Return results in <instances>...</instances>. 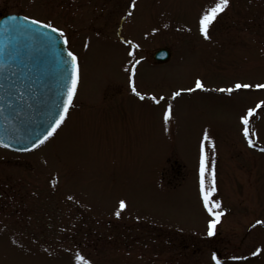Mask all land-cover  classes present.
<instances>
[{
	"label": "rangeland",
	"instance_id": "rangeland-1",
	"mask_svg": "<svg viewBox=\"0 0 264 264\" xmlns=\"http://www.w3.org/2000/svg\"><path fill=\"white\" fill-rule=\"evenodd\" d=\"M216 2L0 0V17L62 29L79 65L57 132L28 153L0 148V264H77L76 253L89 264H216L213 254L220 264H264V223H255L264 221V89L214 91L264 83V0H230L206 40L197 21ZM158 50L169 53L163 64ZM136 60L134 86L165 96L161 105L131 93ZM196 78L209 91L171 97ZM258 103L249 147L240 116ZM205 129L224 213L211 237L198 186Z\"/></svg>",
	"mask_w": 264,
	"mask_h": 264
},
{
	"label": "water",
	"instance_id": "water-1",
	"mask_svg": "<svg viewBox=\"0 0 264 264\" xmlns=\"http://www.w3.org/2000/svg\"><path fill=\"white\" fill-rule=\"evenodd\" d=\"M15 17V19H13ZM56 33L22 16L0 18V147L28 153L42 137L66 91L68 59ZM154 58L168 59L159 51ZM40 146V145H39ZM38 146V147H39Z\"/></svg>",
	"mask_w": 264,
	"mask_h": 264
},
{
	"label": "snow or ice",
	"instance_id": "snow-or-ice-1",
	"mask_svg": "<svg viewBox=\"0 0 264 264\" xmlns=\"http://www.w3.org/2000/svg\"><path fill=\"white\" fill-rule=\"evenodd\" d=\"M230 0H217V2L213 6L206 7L203 12L200 14L197 24L199 33L204 37V39H209L208 30L209 27L214 23L217 19L219 13L223 12L229 6ZM15 19V17H13ZM23 21H27L31 25H38L43 29H50L51 33H56V37L50 38L55 39L63 44L67 45L68 41L65 38V34L62 29L52 26L48 22H43L38 19H30L27 16L22 17ZM155 31V29H154ZM132 48L138 47L137 45H131ZM66 52L67 60L65 61V66L67 70L66 76V91L64 92L63 96L61 97L60 106L57 108L56 112L53 114L51 118V122L49 126L45 129L44 134L42 137H38L33 143L32 148H36L39 145H42L47 141L50 137L57 132V130L61 127V125L65 122L66 116L69 113L70 108L73 106L74 97L77 93L78 89V82H79V65H78V57L70 50L65 47L63 49ZM133 52L129 51L128 56L132 57ZM140 63L139 60H136L130 64L131 71L129 72L128 76V85L131 90V93L137 97L139 100L144 101L146 98L150 100L155 105H161L162 102L166 101V97L161 95L157 99L155 95H147V97L142 94L137 88L134 86V74L136 66ZM251 87H255L257 89H264V83H257L255 85H251L249 83H242L236 82L230 87L226 88H216L214 91L219 93H233L236 90L240 89H249ZM196 90L201 91H209L204 86V83L200 78H196L194 81V87H189L187 89H181L177 91H173L171 93L172 98L179 97L182 91L187 92H194ZM172 108L173 105L171 103H167L162 110V118L164 122V130H168V123L172 116ZM261 108V104H256L255 108H248L245 114L240 116V122L243 125L242 134L244 139L247 141L249 147H252L253 141L249 138L250 136V129L248 127L250 120L249 118L253 116L257 109ZM251 135H255V132H252ZM209 149H213V156H214V143L209 138L207 129L204 130L202 139L200 140V148H199V162H198V186H199V198L202 203L203 210L209 217L207 221V236L211 237L214 235L216 225L220 222L221 217L224 215L222 211H219L221 208V201L214 200L213 194L217 191L216 182H215V170H214V160L211 162V167H209V158L206 155L205 145ZM261 151H264L262 149ZM71 199V197H69ZM125 201H119V208L114 213L117 218L120 216V210L125 208ZM257 225L264 223V221L256 220L255 222ZM261 251L260 248H256L251 254L253 256L257 255ZM232 259H241V257H231ZM75 259L77 264H80L82 261L83 264H89V261L85 260L80 253H76ZM212 259L216 262V264H220V261L217 259L216 255L213 254Z\"/></svg>",
	"mask_w": 264,
	"mask_h": 264
},
{
	"label": "flooded vegetation",
	"instance_id": "flooded-vegetation-1",
	"mask_svg": "<svg viewBox=\"0 0 264 264\" xmlns=\"http://www.w3.org/2000/svg\"><path fill=\"white\" fill-rule=\"evenodd\" d=\"M155 64H163V63H160V62H156Z\"/></svg>",
	"mask_w": 264,
	"mask_h": 264
}]
</instances>
